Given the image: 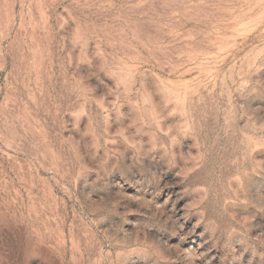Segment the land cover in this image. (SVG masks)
<instances>
[{
  "label": "rangeland",
  "instance_id": "obj_1",
  "mask_svg": "<svg viewBox=\"0 0 264 264\" xmlns=\"http://www.w3.org/2000/svg\"><path fill=\"white\" fill-rule=\"evenodd\" d=\"M0 264H264V0H0Z\"/></svg>",
  "mask_w": 264,
  "mask_h": 264
}]
</instances>
